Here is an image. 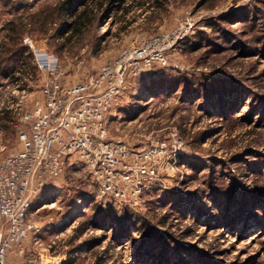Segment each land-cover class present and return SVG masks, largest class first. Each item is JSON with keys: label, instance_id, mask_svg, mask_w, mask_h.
<instances>
[{"label": "rangeland", "instance_id": "obj_1", "mask_svg": "<svg viewBox=\"0 0 264 264\" xmlns=\"http://www.w3.org/2000/svg\"><path fill=\"white\" fill-rule=\"evenodd\" d=\"M28 1L17 9L16 0H0V41L8 20L27 21L57 2ZM126 1L124 16L105 11L73 52L39 31L22 44L30 48L28 37L55 63L52 75L35 65V105L50 77L85 81L144 38L169 42L162 62L124 77L104 133L150 152L147 172L131 163L118 199L98 197L84 168L68 166L31 197L37 242L24 238L23 253L12 244L3 264H60L72 249L74 264H264V0ZM177 29L183 37L174 41ZM2 83L3 108L22 93ZM17 113L0 114V158L19 148Z\"/></svg>", "mask_w": 264, "mask_h": 264}, {"label": "built area", "instance_id": "obj_2", "mask_svg": "<svg viewBox=\"0 0 264 264\" xmlns=\"http://www.w3.org/2000/svg\"><path fill=\"white\" fill-rule=\"evenodd\" d=\"M173 34L174 41L183 37L178 29ZM24 41L35 65L52 75V56L35 49L28 37ZM168 44L161 43L160 36L144 38L85 81L67 85L53 76L41 84L42 100L14 123L19 148L0 158V221L6 226L0 234V264L12 244L23 253L24 238L37 242L42 226L29 219L31 197L54 185L68 166L84 168L98 197L118 199L125 195L119 180L128 184L133 179L131 163L139 165L140 174L147 172L142 159L150 152L131 149L104 133L107 117L122 95L124 77L139 74L153 61L162 62Z\"/></svg>", "mask_w": 264, "mask_h": 264}, {"label": "trees", "instance_id": "obj_3", "mask_svg": "<svg viewBox=\"0 0 264 264\" xmlns=\"http://www.w3.org/2000/svg\"><path fill=\"white\" fill-rule=\"evenodd\" d=\"M215 1L203 0V3L212 7ZM28 6H30L28 0H16L17 9ZM129 8V2L126 0H57L52 6L29 13L27 21L21 17L10 19L7 23L6 39L0 41V64L2 68H8L16 58H31L30 48L22 44L25 33L39 31L48 34L52 39L59 41L56 44L57 50L65 48L73 52L84 43L105 11L114 10L115 13L120 12L121 16H124ZM218 19L231 21L226 14L220 15ZM97 49L95 48L94 52ZM5 115L8 117V114ZM74 251L75 249L70 250L60 264H74L75 257L72 256Z\"/></svg>", "mask_w": 264, "mask_h": 264}, {"label": "crops", "instance_id": "obj_4", "mask_svg": "<svg viewBox=\"0 0 264 264\" xmlns=\"http://www.w3.org/2000/svg\"><path fill=\"white\" fill-rule=\"evenodd\" d=\"M34 70H35V63L33 62L32 56L31 58H16L13 64L8 68H2L0 64V83H6V87L9 85H13L15 87V93L21 92L22 94L18 96L16 94L15 99H12L9 106H0V114H15L17 110V116L20 115L18 109L21 110H31L34 107V102L31 103L32 99L30 98V87L31 82L34 80ZM0 84V90H1ZM3 103L0 102V105ZM22 112V111H21ZM7 117V115H5ZM4 117V116H3ZM12 118H14L12 116ZM18 118H16L17 120ZM4 121H6L4 119ZM8 122V121H6ZM11 122V121H9ZM2 128V127H0Z\"/></svg>", "mask_w": 264, "mask_h": 264}, {"label": "bare ground", "instance_id": "obj_5", "mask_svg": "<svg viewBox=\"0 0 264 264\" xmlns=\"http://www.w3.org/2000/svg\"><path fill=\"white\" fill-rule=\"evenodd\" d=\"M64 222V221H63Z\"/></svg>", "mask_w": 264, "mask_h": 264}]
</instances>
